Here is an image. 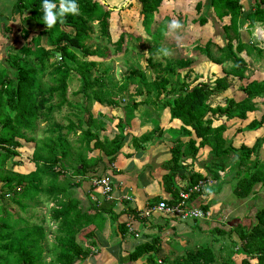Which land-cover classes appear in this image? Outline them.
<instances>
[{
	"label": "trees",
	"instance_id": "obj_1",
	"mask_svg": "<svg viewBox=\"0 0 264 264\" xmlns=\"http://www.w3.org/2000/svg\"><path fill=\"white\" fill-rule=\"evenodd\" d=\"M240 1L209 0L208 7L219 21L229 17V23L221 26L225 44L219 47L208 40L191 48L203 54L207 62L221 67L222 76L211 81L207 73L194 74L196 59L193 57L171 59L166 56L168 49L161 48L163 36L171 30V21L165 18L158 24L149 12L158 8L162 0H139L143 30L150 38L145 50L146 67L141 66L140 51L132 52L134 48L130 47L131 40L140 43L141 38L122 32L112 42L109 20L113 10L99 1L77 0L79 14H68L63 23L46 28L43 0H18L23 10L29 11L24 20H32L42 30L32 36L29 43L7 55L16 73L5 76L0 84V264H82L91 257L97 244L90 227L101 229L98 221L103 222L106 209L89 204L84 210L73 189L81 186L80 178H85L102 156L109 158L110 164L114 161L127 140L124 130L136 111L150 120L152 115H161L165 109L170 119L179 120L181 126L177 131L168 130L172 146L170 157L162 167L169 173L162 179L171 199L163 202L172 207L180 201V192H187L200 183L218 181L224 173L232 196L246 208L245 217L237 219L229 229L215 226L208 230L206 243L171 254H161L160 238L153 237L151 242L136 245L123 258V263L237 264L235 257L239 256V264H264V201L259 202L264 191V157L260 155L264 135L251 146L243 143L236 146L233 141L244 131L262 128L264 113L260 119H253L234 134L226 135L227 123L245 121L250 113L258 111L253 100L264 98V81H249L252 71L246 61V57L253 61L261 59L264 52L251 36L257 27L264 30V0H254L248 10ZM53 2L58 5V0ZM200 6L196 4L197 11ZM196 22L204 26L207 17L200 15L193 21ZM178 30L182 33L184 26L181 24ZM27 36L26 30L23 38ZM42 36H45V45ZM93 39H102L106 45H93ZM108 45L112 55L122 54L126 66L119 81L112 71L110 62L113 60H90L111 57ZM156 54H162V59H156ZM74 80L80 84L69 98V85ZM234 84H237L236 92L243 96L226 97L222 104L212 105L217 96L234 89ZM93 103L122 109L124 117L118 119L117 132L98 133L106 130L110 120L105 114H92ZM64 106L71 111L63 115V122H58L53 112H61ZM37 121L43 124L40 137L36 135L40 124ZM150 131L131 138L135 150H143L155 138L165 140V132L158 126ZM69 135L76 138L77 147L70 142ZM19 140L34 144L35 170L27 174L14 173L4 167L18 154L16 149L22 147ZM203 149L208 150L203 163L206 176L190 170L186 186L178 189L175 179L184 177L179 176V169ZM94 150L101 156L90 157ZM196 195L191 194L190 199ZM49 204L53 230L46 225V218L36 221L34 214L29 213L31 208ZM252 206L255 212L249 216ZM110 208L113 211V207ZM200 209L210 212L207 204L200 205ZM111 211L108 210L110 217L116 220L117 215ZM243 219L249 224L244 225ZM117 228L120 235L126 233L125 225L118 224ZM49 235H52L51 241Z\"/></svg>",
	"mask_w": 264,
	"mask_h": 264
},
{
	"label": "crops",
	"instance_id": "obj_2",
	"mask_svg": "<svg viewBox=\"0 0 264 264\" xmlns=\"http://www.w3.org/2000/svg\"><path fill=\"white\" fill-rule=\"evenodd\" d=\"M20 1L23 2V0ZM97 1L107 6L110 10H113L110 19L114 20L115 18L118 20L121 17L124 20L126 17H132L134 22L135 17L139 16L138 19L140 20V25L138 27L143 30L141 23L143 16L140 14L141 4L139 0ZM240 2L243 4L244 8L248 10L253 5L254 0H241ZM18 3V0H0V84L5 76H14L16 73V68L10 65L7 55L13 50L21 48L23 44L29 43L33 38L32 36L37 35L42 30V27H38L32 20H24L28 17L29 11L27 9L23 10V8H21L23 5L19 6ZM197 3L201 4L199 11H197L196 8ZM208 4L209 0H162L158 8L161 19L166 18L171 22L172 20H176L178 22L185 21L192 24L200 15H202V17L206 16L207 23L202 26L205 27L208 24H211L213 18H216L211 8L208 7ZM154 20L157 22L158 18L154 16ZM216 20L219 21L217 18ZM220 22L222 23L221 26L227 25L229 23V17H224L219 23ZM194 24L197 25L196 28H199L197 22ZM183 26L184 30L189 27L188 25ZM138 27L134 28L137 32L140 31ZM258 29L260 28L257 27L253 31L254 35L251 33V36L253 35L252 37H256L255 35L259 33ZM26 30L29 32V36L24 39L23 34ZM243 32L245 33V29ZM243 36L245 37V34ZM166 37H169V35H166ZM41 41L43 45L46 43L45 36L41 37ZM196 42L197 40L191 42L189 49L198 44ZM176 45L177 47L182 46L178 42H176ZM189 57L191 56L189 55ZM208 64L213 65L216 69L220 70V73L215 75H220L222 73L220 66L211 62H208ZM202 65L206 67L205 69L208 73L206 63ZM226 97L228 98L232 96L221 94L215 98L213 105L217 102L218 104H222ZM95 105H98V109H94L95 111H93L94 107L92 108V112H95L94 115L96 116L98 113H102L105 114L108 120H110L109 124H107L110 129L105 131H117L115 126L118 119L124 117L122 109L117 108L118 111H115V109H112L111 107L99 105L97 103ZM256 112L259 113L256 114L259 115V117L263 114L259 108ZM253 113H250L252 114L250 118L257 119ZM111 115L116 116V119H112L115 121L114 123L113 121L111 123ZM142 118L144 117H141L140 114H138V111H136L134 117L130 120V126L128 125L124 130V134L128 135L127 140L124 142L111 164L109 158L102 156L97 165L86 173V177L80 178L79 180L81 186L78 189L81 193L82 199L76 195L75 196L78 197L84 205V210L89 204L96 205L97 207L104 206L106 209V212H103L104 223H102L101 229H96L94 226L90 227L91 230L93 229L94 236L92 239L96 242L97 249H95L93 255L82 264H142L143 261L123 263V258L131 252L136 245L144 242H151L153 237L160 238V244L162 247L161 254H171L176 251L170 245L172 239L184 244L187 243L189 237H196L198 234H201L202 231L206 233H202L206 236L208 235V230L212 229L211 225L213 224V221L210 222L208 219L206 222H209L210 226L206 225V222L202 220L197 222L190 219L180 220L167 214L163 210L155 209L160 202L166 201L168 203L171 199L169 193L164 189L162 179V177L169 173V171L165 170L162 167V164L170 157L169 149L171 148L172 143L169 141V134H164L165 140L155 138L152 142L147 143L146 146L143 147V150H135L131 138L140 136L145 131H150V122L147 120L143 121ZM231 122L234 123L235 121ZM160 123V128L164 132L169 129L177 131L181 126L179 120L170 119L169 111L166 109L161 112ZM240 125L241 124L234 126L235 129L237 130L241 127ZM110 126H112V128ZM227 127L234 128L233 126H230L229 123H227ZM262 127H264V124ZM263 132L264 128L256 130L253 134H258L254 139H251V133H247L245 137L248 138L243 142L236 143V146H239L242 143L251 146L258 137H261ZM228 134L229 129L226 131V135ZM247 140L254 141L250 142ZM19 142L22 147L16 149L18 154L9 159L4 167L8 170L11 169L14 173L27 174L35 170V164L32 161L34 144L32 142L27 143L24 140H19ZM89 156L100 157L101 153L98 150H94ZM207 157L208 150L203 149L200 150L194 160L188 159L183 163L184 167L179 169L178 174L179 176H184L186 178L183 179L184 177H181L175 179V185L178 189H182L186 186L188 181V171L190 170H193V172H200L202 176H206L203 163L207 160ZM21 169L23 170L21 171ZM100 176H107L110 179L112 190L108 198L102 195L100 190H96V188L91 185L92 178ZM220 176L221 179L213 183L207 181L205 187L203 185L201 188L202 192H200L199 195L193 196L187 202V205L200 208V205L207 204L209 211L212 209L221 210V206H224L223 202H225L224 200L229 193L228 190H224V187H229V185L225 182V174H220ZM88 178L89 180H87ZM219 182H221L222 186L217 187ZM215 188H217L216 191L218 194L212 192ZM217 199L218 201H215ZM240 204L244 207L242 202H240ZM110 206L113 207V211H111ZM234 208L237 207L235 206ZM234 208L227 206L228 211L226 214H233L236 211ZM108 210L117 215L116 220L110 217ZM213 210L211 212H214ZM147 211H149V214L145 215V212ZM88 212L92 213L93 210H89ZM210 218L212 219V217ZM118 224L125 225L126 233L124 235L119 234L117 228ZM135 234H137L138 237H135ZM129 235L133 236L135 240L131 241ZM182 244H180V246H182ZM196 244L197 243H195V245Z\"/></svg>",
	"mask_w": 264,
	"mask_h": 264
},
{
	"label": "rangeland",
	"instance_id": "obj_3",
	"mask_svg": "<svg viewBox=\"0 0 264 264\" xmlns=\"http://www.w3.org/2000/svg\"><path fill=\"white\" fill-rule=\"evenodd\" d=\"M149 13H150V16H151V13H152V15H154L155 17L158 18V21L156 22L158 24H160L161 20H165V18L161 19L160 14H159V8H156L155 10H150ZM138 17L139 16L135 17L134 22H133V18L132 17H129V18L126 17L124 20L121 17L118 20L115 19V18H114V20L110 19L109 20V32H110V35H111L112 42L116 41L119 38V36L121 35L122 32H126L128 34H133V35L141 38V42L140 43H137V41H135V40H131L130 41V47L134 48L133 50H131L132 52L136 53V52H138V50L140 51V53L142 55V57L140 59L141 66L142 67H146L148 56H147L145 50H146V47L150 43L149 40H148L150 38H149V36L146 35V33L142 29H140L138 27L140 25V20L138 19ZM181 24L189 26L186 30H183L184 34L183 33L180 34L178 29L168 30V32L166 31V34L163 36V39L160 42L161 48L168 49V50H166V56L170 57L171 59H174V58L186 57V56L190 55L191 57L196 59V62H194V74L207 73V72H205V70H206L205 68L206 67L204 65H202V64L206 63V66L208 68L207 76L209 77V79H211V81H214V79L217 78V77H221L222 73L220 75H215V74L220 73L219 69H216V67H214L213 65L208 64V62H207L208 60H205L206 58L203 57V54L201 55L200 52L195 51V50L192 51V49H189V46H191V42H193L194 40H197L196 43H202V44H204L206 40H211V41H213L214 44H216L217 46L221 47L223 44H225V39L222 36V30H221V24L222 23L221 22L219 23V21H217L216 18H213L211 24H208L205 27H202L201 25H199V28H196L197 27L196 24H194V23L190 24V23H187L185 21L181 22ZM165 25H166V23L163 24V26H165ZM136 27H138L140 29V31L137 32L134 29ZM259 28H260V29H258L259 33L258 34L255 33L256 34L255 38L259 42L258 46L261 47L262 49H264V30H263L262 27H259ZM97 30L98 29L96 28L95 29V33H94L95 36L97 35ZM166 35H169V37H166ZM253 35H254V33H253ZM176 42L180 43L182 46H178L177 47ZM92 43H93V45L94 44H98V43L106 45V42L103 41L102 39H93ZM44 45H45V43H44ZM108 46L110 48V54L109 55H111V57H108L106 59H104L105 57L102 58V59H98L96 57H93V58H90V60H97V61H104V62H110V60H113V62H110V64H112L111 65L112 66V71H113V74H114L116 80L119 81L121 79V77H122L121 75L123 74V72L126 71V66L124 65V62L122 61L123 60L122 54L119 53L117 55H112L111 54L112 53V49H111L110 45H108ZM213 51H214V53H216L215 49ZM135 53H132V54L134 55ZM242 56H245V54H242ZM155 58L156 59H162V54H156ZM11 60H12V58H11ZM246 61L248 63H250V68H251V71H252V73H251L252 75H251V78L249 79V81H251L253 79L254 80H258V81H264V52H263V55H262L261 59H255L253 61V60H251V59L246 57ZM79 84H80V82L77 81V80H74V81L70 82L69 89H68V97L69 98H71L70 97V93L72 91L77 90L78 87H79ZM236 88H237V84L234 86V89H229L224 94H226V96H237V95L239 97L243 96V94L236 92V90H235ZM76 100H78V98H76L75 101ZM253 101L256 102L257 107L260 109V111H262L264 113V98L255 99ZM81 104H82V102H81ZM95 104L93 103L92 106H91L92 108L94 107L93 111L98 109V105H95ZM92 108H91V112H92ZM117 108L119 109L120 107H116V108H112V109H115V111H118ZM69 111H71V110L65 108V106H64L62 108L61 112L54 111L53 112V117L58 122H63V115L66 112H69ZM150 112H151V110H150ZM92 114H95V112L94 113L92 112ZM138 114H139V111H138ZM253 114H255V117L257 119L260 118L259 115H256V114H259L258 112H254ZM160 116L161 115H159L157 113L156 115H152L150 117V120H149L148 116L142 118V120L143 121H145V120L150 121L149 124H151V126H150V130H151V129L155 128V126H158L160 128V126H161ZM251 116H252V114H249L248 118L245 121H243V122L238 121V120H233L235 122L234 123L229 122V125L234 127V126H238V124H241L240 125L241 127H245L251 120H253V119L250 118ZM115 117L116 116L111 115V118H110L111 119V123H112V121H113V123L115 122L114 120H112V119H116ZM151 118H153V122H151V120H152ZM37 123H40V122L37 121ZM41 126H43L42 123L39 124V129L36 131L37 137L41 136V132H42V130H41L42 127ZM129 126H130V124H129ZM105 127H106L105 128L106 130L110 129L107 124H106ZM110 127L112 128V126H110ZM263 128L264 127H262V129ZM228 129H229V134L235 133V130H236L235 127L234 128L229 127ZM255 131H247V132L244 131L243 132L244 135L243 134H239L238 136H235L234 139H233L234 145H237L238 143L245 141L248 138V137L247 138L245 137L247 133H251L252 134L251 135L252 136L251 139H254L257 136V134H258V133L253 134ZM106 132L107 131H101L100 130L98 133L99 134H101V133L105 134ZM149 132H151V131H145L143 134H149ZM165 134H169V131L166 130ZM142 135H140V136H142ZM263 135H264V132L262 133L261 136H263ZM140 136H135V137L137 138V137H140ZM68 138H69V140H70V142L72 144L74 143L75 147L78 146L76 138H74L73 136H70V135L68 136ZM247 141L252 142L254 140H247ZM263 154H264V146H262V149H261V152H260V155L263 156ZM79 168H80V166H79ZM22 170L23 169H21V171ZM75 180H78V179H75ZM87 180H89V178ZM218 186H222L221 182L218 183L217 187ZM216 189L217 188L213 189L212 192L215 193V194H218ZM224 190L225 191L226 190L229 191V193L227 195V198L224 200L225 202H223L224 206H221V210H217V209L213 210L212 209L214 212H211L212 210L210 211L212 219L210 218L208 220H210V222L213 221V224L211 225L212 228L215 227V226H223V228L229 229L232 224L237 223L238 220H240L239 218H244L245 217V211L244 210L246 208H245V206L242 207V205L240 204L241 201H239L238 199H235L232 196V194H231V186L230 185H229V187L225 186ZM73 191L75 192L76 196H78L79 198L82 199L81 193L79 192L78 188L73 189ZM260 200L264 201V191L260 194L259 202H260ZM215 201H218V199L215 200ZM254 204L257 207V201H256V203L254 202ZM50 206L51 205L49 204L48 206L42 205L41 208L40 207L31 208L29 213H30V215H32V213L34 214V219L36 221L39 220L40 218H46V225L48 227H50L51 230H53L55 228V225L49 219V208H50ZM227 206H230V207H233V208L236 206L237 208H234V209H236V211L233 214H231V213L230 214H226V212L228 211L227 210ZM251 208H252V210L250 212H248L249 216H252L254 214V212H255V207L252 206ZM198 221H200V219ZM202 221L206 222V220H202ZM243 222H244L243 223L244 225H248L249 224V222L247 220H245V219H243ZM98 223H99L98 224V228H99V227H101L102 223H104V222H102V220H99ZM206 225H209V222L208 223L206 222ZM141 232H142V230H141ZM50 236H52V235H49L48 238L51 241L52 237H50ZM129 236H130L131 241L135 240V238L133 236H131V235H129ZM232 237L236 239L235 235H233ZM78 240L80 241L79 238H78ZM207 240H208V238L204 234L201 233V234H198V236H196V237H189L187 239V243H184V244H182L181 242L180 243L176 242V241H174L172 239L171 242H170V245L175 250H181L183 248H190V247H192V245H195V243H197V244L203 243L204 244V243L207 242ZM180 244H182V246H180ZM112 246H114V245H112ZM95 249H97V248H95ZM95 249H93V250H95ZM240 260H241V257H239V256L235 257V261H236L237 264L240 263ZM252 264H254V262Z\"/></svg>",
	"mask_w": 264,
	"mask_h": 264
},
{
	"label": "built area",
	"instance_id": "obj_4",
	"mask_svg": "<svg viewBox=\"0 0 264 264\" xmlns=\"http://www.w3.org/2000/svg\"><path fill=\"white\" fill-rule=\"evenodd\" d=\"M91 185L96 188V190H100L102 195H104L106 198L109 197L112 187L110 183V179L107 176H100V177H93L91 180ZM206 185V183H200L193 187H191L187 192H180L179 198L180 201L172 206H167L164 202H160L155 209L163 210L167 214L172 215L173 217H176L180 220H194V219H200V220H207L211 217L210 212L204 213L199 207L195 206H188L187 202L190 200L191 194H200L202 186ZM154 209V208H153ZM149 211L145 212V215H148ZM135 237H138L137 234H135ZM160 262V261H158Z\"/></svg>",
	"mask_w": 264,
	"mask_h": 264
},
{
	"label": "clouds",
	"instance_id": "obj_5",
	"mask_svg": "<svg viewBox=\"0 0 264 264\" xmlns=\"http://www.w3.org/2000/svg\"><path fill=\"white\" fill-rule=\"evenodd\" d=\"M42 10L46 28H52L58 22L63 23L64 17L68 14H79L77 0H58V5L53 0H43ZM180 27L181 24L176 20H173L169 25L171 30L179 29Z\"/></svg>",
	"mask_w": 264,
	"mask_h": 264
},
{
	"label": "bare ground",
	"instance_id": "obj_6",
	"mask_svg": "<svg viewBox=\"0 0 264 264\" xmlns=\"http://www.w3.org/2000/svg\"><path fill=\"white\" fill-rule=\"evenodd\" d=\"M203 190V189H202ZM202 192V191H201ZM196 195V194H195Z\"/></svg>",
	"mask_w": 264,
	"mask_h": 264
},
{
	"label": "water",
	"instance_id": "obj_7",
	"mask_svg": "<svg viewBox=\"0 0 264 264\" xmlns=\"http://www.w3.org/2000/svg\"><path fill=\"white\" fill-rule=\"evenodd\" d=\"M80 168H81V166H80Z\"/></svg>",
	"mask_w": 264,
	"mask_h": 264
}]
</instances>
